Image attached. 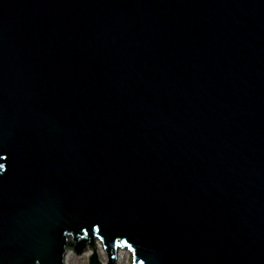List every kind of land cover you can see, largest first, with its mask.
<instances>
[{
  "label": "water",
  "instance_id": "1",
  "mask_svg": "<svg viewBox=\"0 0 264 264\" xmlns=\"http://www.w3.org/2000/svg\"><path fill=\"white\" fill-rule=\"evenodd\" d=\"M65 244L264 264V0H0V264Z\"/></svg>",
  "mask_w": 264,
  "mask_h": 264
},
{
  "label": "bare ground",
  "instance_id": "2",
  "mask_svg": "<svg viewBox=\"0 0 264 264\" xmlns=\"http://www.w3.org/2000/svg\"><path fill=\"white\" fill-rule=\"evenodd\" d=\"M94 230L98 231L99 227L96 226L94 228ZM78 239L82 240V237H79ZM65 240L66 241H71L72 240V236H71L70 233H66ZM71 243H72V245H74L75 241L72 240ZM96 244H97V248L96 249L98 250L97 258H99L98 256H100L101 259L104 261L105 259H104V254H103V251H102V249H104L103 248V242H102L101 238L98 237V236L96 237ZM65 245H67V247H66L67 253L65 255V259L63 260V264H75L76 260H73V257L75 256V248L72 245H69V244H65ZM77 255H79V254H77ZM85 256L89 257L87 253H85ZM36 264H41V263L36 262ZM116 264H131L128 252L126 250H120V251H118L116 253Z\"/></svg>",
  "mask_w": 264,
  "mask_h": 264
},
{
  "label": "rangeland",
  "instance_id": "3",
  "mask_svg": "<svg viewBox=\"0 0 264 264\" xmlns=\"http://www.w3.org/2000/svg\"><path fill=\"white\" fill-rule=\"evenodd\" d=\"M96 246H97V244H96ZM102 251H103V254H104V259H106V255H105L106 252H105L104 249H102ZM97 253H98V250H97ZM98 257H99V260H100L101 263H105L104 262L105 260L103 261L100 256H98ZM73 260H76L75 264H90L89 263V257H86L85 254L83 256H81V255H77L75 253V256L73 257Z\"/></svg>",
  "mask_w": 264,
  "mask_h": 264
}]
</instances>
